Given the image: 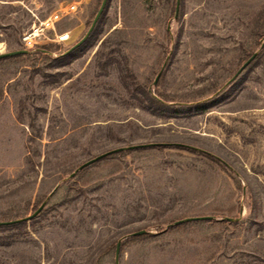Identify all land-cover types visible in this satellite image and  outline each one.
Returning a JSON list of instances; mask_svg holds the SVG:
<instances>
[{"label": "rangeland", "instance_id": "374dc122", "mask_svg": "<svg viewBox=\"0 0 264 264\" xmlns=\"http://www.w3.org/2000/svg\"><path fill=\"white\" fill-rule=\"evenodd\" d=\"M102 1L0 0V264H264V0H108L60 62Z\"/></svg>", "mask_w": 264, "mask_h": 264}, {"label": "built area", "instance_id": "2783aa9c", "mask_svg": "<svg viewBox=\"0 0 264 264\" xmlns=\"http://www.w3.org/2000/svg\"><path fill=\"white\" fill-rule=\"evenodd\" d=\"M79 5V1L72 2L65 7L55 10L39 24H34L30 29L23 33L22 40L25 47L32 49L48 41L61 43L68 40L70 38L69 32H56L54 37H50L49 32L56 31V25L62 17L75 12Z\"/></svg>", "mask_w": 264, "mask_h": 264}, {"label": "water", "instance_id": "95a60500", "mask_svg": "<svg viewBox=\"0 0 264 264\" xmlns=\"http://www.w3.org/2000/svg\"><path fill=\"white\" fill-rule=\"evenodd\" d=\"M108 0H103L102 1V4L93 20V23L91 25V27L89 28V30L87 31V33L85 34V36L80 39L77 43H75L68 51L67 53L71 52L72 50H74L75 48L79 47L81 44H83L86 39L89 37L90 33L92 32V30L94 29V27L96 26L97 24V21L99 20V18L101 17L105 7H106V4H107ZM179 2V0H178ZM29 52V50L27 49H18V50H13V51H8V52H2L0 53V59L2 58H6V57H11V56H15V55H19V54H24V53H27ZM257 53H254L243 65L242 67L240 68V70L238 71V74L245 68L247 67L251 61L255 58ZM142 146H146V144H139V145H133V146H130L128 148H134V147H142ZM125 147H120V148H117V149H113V150H110V151H107L105 153H102L98 156H96L95 158L93 159H90L89 161H86L85 163H83L82 165H80L78 167V169L72 173V175L76 174V172H78L79 170L83 169L84 167L92 164L93 162L99 160V159H102L103 157L109 155V154H112L114 152H117V151H120V150H124ZM45 203H43L32 215L30 216H27L25 218H22V219H16V220H10V221H0V225H7V224H14V223H18V222H21V221H24V220H30L32 218H34L44 207ZM208 218H211L210 216H200V217H189V218H186V219H182V220H179L176 222V224L178 223H181L183 221H188V220H199V219H208ZM145 230H141V231H137V232H134L133 235H138V234H142L144 233ZM120 244H121V241L118 242V247H117V255H116V258H117V261H118V258H119V247H120Z\"/></svg>", "mask_w": 264, "mask_h": 264}, {"label": "trees", "instance_id": "16d2710c", "mask_svg": "<svg viewBox=\"0 0 264 264\" xmlns=\"http://www.w3.org/2000/svg\"><path fill=\"white\" fill-rule=\"evenodd\" d=\"M89 39H90V37H89ZM89 39L87 38L86 41L83 44H81L79 47L75 48L71 52L65 53L58 60L60 62L69 63L72 60V58H74L86 46V44L89 41ZM24 55L25 54H19L16 57L24 56ZM146 94L148 95V99L150 100V102H152L153 104H156L159 107L160 106L165 107V105L161 101H159L158 99L154 98L148 91H146ZM17 225L18 224L0 225V229L11 228V227H14V226H17Z\"/></svg>", "mask_w": 264, "mask_h": 264}]
</instances>
